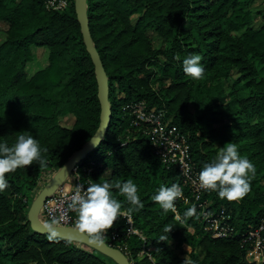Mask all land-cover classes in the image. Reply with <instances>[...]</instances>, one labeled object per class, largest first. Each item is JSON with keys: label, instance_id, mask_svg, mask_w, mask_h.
I'll return each instance as SVG.
<instances>
[{"label": "trees", "instance_id": "obj_1", "mask_svg": "<svg viewBox=\"0 0 264 264\" xmlns=\"http://www.w3.org/2000/svg\"><path fill=\"white\" fill-rule=\"evenodd\" d=\"M57 10L46 0H0L5 23L0 42V139L13 142L27 130L40 142L46 167L37 161L5 173L8 186L0 191V264H116L101 252L68 239H48L33 230L27 211L45 176L60 168L87 143L100 123L101 106L94 63L69 0ZM253 0H87V17L109 83L111 106L104 138L79 161L78 170L91 169V179L131 177L143 207L131 215L134 225L151 242L154 262L137 253L142 241L125 236L122 220L115 227L126 243L132 264H181L174 252L181 243L198 238L203 250L187 256L199 264H256L245 258L240 236L258 223L264 208V13L248 9ZM169 44L155 48L152 36ZM43 48L41 68L28 74L26 66ZM202 54L205 72L194 78L183 70V57ZM163 55L164 59L160 60ZM152 67V68H151ZM233 74L236 75L233 77ZM144 102L164 110L187 140L197 169L228 140L256 165L251 189L229 200L207 189L209 208L225 207L237 233L211 237L199 214L181 215L163 209L151 194L160 183H179V173L154 154L142 128L130 125V106ZM74 117L71 126L60 123ZM114 193L125 199L114 187ZM179 211L190 204L177 201ZM125 202L122 207H130ZM170 224L168 238L159 240ZM193 228V232H190ZM176 242V243H175Z\"/></svg>", "mask_w": 264, "mask_h": 264}, {"label": "clouds", "instance_id": "obj_2", "mask_svg": "<svg viewBox=\"0 0 264 264\" xmlns=\"http://www.w3.org/2000/svg\"><path fill=\"white\" fill-rule=\"evenodd\" d=\"M202 54L189 53L183 57V70L194 78H200L205 72L201 63ZM38 138L29 131H19L14 141L0 139V191L4 190L9 179L5 173L14 171L18 166H26L34 160L41 167H46L47 158L43 156ZM66 170V168H64ZM256 165L253 161L239 151L238 145L228 140L208 160H205L197 176L200 186L216 190L217 195L229 200L243 197L251 189V179ZM89 180L87 185L77 184L71 197L69 207L76 212V227L82 230L87 238L98 244L104 243V230L108 229L118 215L130 216L133 211L143 207L144 201L138 190L137 183L131 178L111 180L103 178ZM114 187L125 198L120 199L114 193ZM183 195L180 183H160L152 192V200L158 202L165 210L176 209L175 199ZM130 202V207L124 208L122 204ZM176 216H191L197 214L195 204H191L181 213L176 211ZM59 218L53 217L45 220L43 230L47 232L48 239L61 238L57 225ZM173 226L166 224L159 240H166L169 230ZM181 264H199L198 259L184 256Z\"/></svg>", "mask_w": 264, "mask_h": 264}, {"label": "built area", "instance_id": "obj_3", "mask_svg": "<svg viewBox=\"0 0 264 264\" xmlns=\"http://www.w3.org/2000/svg\"><path fill=\"white\" fill-rule=\"evenodd\" d=\"M130 112L132 115L130 125L142 128L152 145L154 154L162 163L174 166L179 173V183L182 186L183 195L175 199L176 209H169L174 218L182 220L181 216L177 218L175 214L176 211H179L177 202L179 200L184 204L196 205L203 230L211 237L227 238L237 233L230 212L223 206L209 208L211 201L203 199L207 188L200 186L197 176L199 169L192 161L186 137L178 130L171 117L167 116L164 110L148 108L144 102L130 106ZM83 171L86 173L82 174L76 166L68 179L45 200L39 212L42 222L58 217L59 224L57 226L78 229L76 227V212L69 207V204L76 185L84 184L86 186L89 180H92L87 176L91 169L84 167ZM118 216L124 227L123 234L125 236L136 235L142 241L137 255L151 258V242L144 232L134 225L133 216L131 214L130 216ZM240 240L245 248L246 260L264 264V210L258 223L241 233ZM104 242L119 249L127 256L129 262H132L127 253L126 243L122 240L114 222L104 230Z\"/></svg>", "mask_w": 264, "mask_h": 264}, {"label": "water", "instance_id": "obj_4", "mask_svg": "<svg viewBox=\"0 0 264 264\" xmlns=\"http://www.w3.org/2000/svg\"><path fill=\"white\" fill-rule=\"evenodd\" d=\"M74 8L77 19L80 23L86 49L90 53L91 59L94 63L96 79L98 82V98L101 106L100 123L92 138L81 148L75 151L74 154L60 168H58L55 173L52 174L46 184L32 199L27 211V219L31 228L41 234H47V232L43 230L44 222H42L39 218V212L43 203L68 179L74 168L78 165L79 161L85 158L87 153L104 138L111 114V106L108 99V77L90 35L86 12L87 0H74ZM64 168H66V170ZM57 227L59 228L61 239L73 240L91 247L111 258L116 264H131L124 253L115 247L109 246L106 242L103 244L92 242L87 238V235L84 232L75 228L65 226Z\"/></svg>", "mask_w": 264, "mask_h": 264}, {"label": "rangeland", "instance_id": "obj_5", "mask_svg": "<svg viewBox=\"0 0 264 264\" xmlns=\"http://www.w3.org/2000/svg\"><path fill=\"white\" fill-rule=\"evenodd\" d=\"M70 4L69 0H46L45 5L49 8H56L57 10L65 9ZM248 9L251 10L256 16L257 19L255 20L256 24H259V16L264 13V0H253L249 6ZM4 29H5V23L0 21V42L2 41L4 37ZM152 43L155 48H161V49H168L169 44L167 42H164L160 40L158 37L152 36ZM36 52V58L31 61L26 66V71L28 74H31L33 71L41 68L43 65H46L45 59L47 51L43 48H35L34 50ZM160 60H163L164 57L161 55ZM152 68V67H151ZM236 76L233 74V77ZM74 117L72 114L64 115L60 118V123L65 126H71L73 123ZM56 171L50 173L49 175L45 176V180H41L38 184V187L36 189V194L41 190V188L46 184V182L49 180V178L52 176L53 173ZM261 182L264 183V178L261 179ZM193 228H190V232H193ZM176 243V242H175ZM195 251L198 254L202 255L204 252L201 248V246L198 244V238L196 237L193 243L187 244V243H181L178 245V248L174 249V252L177 254H181V257L187 256L190 252ZM142 258V257H140ZM148 258L150 261L154 262V257L152 255L151 258ZM29 264H36L34 262H31ZM132 264V262H131Z\"/></svg>", "mask_w": 264, "mask_h": 264}]
</instances>
